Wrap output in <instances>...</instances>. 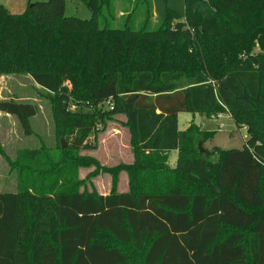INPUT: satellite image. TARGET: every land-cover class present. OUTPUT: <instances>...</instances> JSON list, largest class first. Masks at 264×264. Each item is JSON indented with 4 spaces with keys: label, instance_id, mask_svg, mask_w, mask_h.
<instances>
[{
    "label": "trees",
    "instance_id": "16d2710c",
    "mask_svg": "<svg viewBox=\"0 0 264 264\" xmlns=\"http://www.w3.org/2000/svg\"><path fill=\"white\" fill-rule=\"evenodd\" d=\"M82 1L89 20L66 17L65 0L28 2L20 14L0 4V75L31 77L52 101L59 135L77 137L74 151L93 149L89 135L122 115L136 155L131 189L98 195L51 184L49 192L0 193V264H128L124 248L140 253V264H264V26L262 52L249 53L257 39L251 20L264 0L256 11L253 0H184L183 16L167 10L154 28L149 0H126L130 12L117 28L114 0ZM53 36L85 40L72 42L70 57L59 49L55 58L44 46ZM87 39L101 48H85ZM165 45L190 48L193 59L173 71L161 55L153 70L155 47ZM240 51L246 57L232 60ZM64 81L75 90L61 87ZM68 103L82 108L66 111ZM104 103L112 109L98 108ZM0 112L32 135L36 105L9 99ZM180 113L228 115L246 125L248 137L240 149L200 152L197 142L215 132L194 123L180 131ZM39 157L38 150L18 154L19 162Z\"/></svg>",
    "mask_w": 264,
    "mask_h": 264
},
{
    "label": "rangeland",
    "instance_id": "374dc122",
    "mask_svg": "<svg viewBox=\"0 0 264 264\" xmlns=\"http://www.w3.org/2000/svg\"><path fill=\"white\" fill-rule=\"evenodd\" d=\"M48 0H0V4L13 14L24 12L27 3L46 2ZM153 8L151 27H156L158 22H162L165 18L166 11L172 10L179 15H184V0H149ZM255 10L260 8V0H253ZM113 12L115 18L112 28L122 25L125 17L130 12L128 1L114 0ZM253 11V12H254ZM64 15L66 17H76L82 20H89L91 12L82 0H65ZM142 18L134 20L135 28L140 25ZM264 26V11L258 10L256 18L251 20L249 32L252 35L257 34V39L253 38L250 45L253 47L250 54L257 55L262 52L259 44L262 28ZM83 37H57L53 36L45 41L47 52L51 53L55 58L59 53V49L65 51L67 57H70L72 50V42L80 43ZM47 41L49 43H47ZM93 45L94 49H100L98 40L87 39L84 47ZM83 47V48H84ZM82 48V49H83ZM170 48L159 46L155 47L156 57L152 69L156 66L157 58L164 55L165 68L177 71L182 68L183 64H187L188 59H193L190 48L178 47ZM70 52V53H69ZM110 53V52H108ZM104 53V57L110 63H116V70H123L121 65L125 66L119 58L113 59L112 54ZM80 56L82 54L79 53ZM243 51L237 52L231 59L242 60L246 57ZM97 63V62H96ZM230 63L225 66L228 68ZM113 66V65H112ZM110 67V66H109ZM112 68V67H110ZM225 69V67H223ZM196 71V68L189 67V73ZM61 87L70 92L75 90V85L71 81H64ZM13 99L21 103H30L38 108L37 115L30 120L32 130L31 136H25L17 122V120L7 114L0 112V193H17L21 188H34L37 192H49L51 184L62 185L60 189L71 188L79 193H90L98 195H108L111 192L126 193L131 189L132 170L130 166L134 163L135 153L131 145V133L125 126V119L122 115H113L104 125L99 126L89 135V142L94 140V148L90 150H72L74 141L77 137L74 135H59L61 132L59 127L55 125L54 111L52 101L49 96L43 92L36 84L33 83L31 77L26 73H9L0 75V101ZM68 111V109L66 110ZM70 112V111H69ZM190 123H194L203 131L215 132L212 141L197 142V146L201 143V148L212 149L218 147L221 149H240L246 141L248 135L246 125L234 124L232 118L228 115H218L207 119L199 114L180 113L178 115V129L185 130ZM62 144L68 150L72 158L62 156ZM199 147V146H198ZM24 150H38L40 157L34 162L26 160L19 162L18 154ZM177 152L171 151L167 160L169 167L174 168L176 165ZM68 182V186L64 183ZM142 184H138L140 187ZM142 186L146 187V183ZM106 240L110 243L114 241L110 237ZM128 253V264H140L141 254L124 248Z\"/></svg>",
    "mask_w": 264,
    "mask_h": 264
},
{
    "label": "built area",
    "instance_id": "2783aa9c",
    "mask_svg": "<svg viewBox=\"0 0 264 264\" xmlns=\"http://www.w3.org/2000/svg\"><path fill=\"white\" fill-rule=\"evenodd\" d=\"M67 108H68V111L70 112H77L79 111L80 108H82L79 104H76V103H68L67 104ZM98 108H102V109H112L111 107V104L110 103H104V104H101L98 106Z\"/></svg>",
    "mask_w": 264,
    "mask_h": 264
},
{
    "label": "water",
    "instance_id": "95a60500",
    "mask_svg": "<svg viewBox=\"0 0 264 264\" xmlns=\"http://www.w3.org/2000/svg\"><path fill=\"white\" fill-rule=\"evenodd\" d=\"M198 146H199V151H200V152H202V151H203V149L201 148V143H199V145H198ZM62 147H65V145H64V144H62Z\"/></svg>",
    "mask_w": 264,
    "mask_h": 264
},
{
    "label": "crops",
    "instance_id": "0c3cea01",
    "mask_svg": "<svg viewBox=\"0 0 264 264\" xmlns=\"http://www.w3.org/2000/svg\"><path fill=\"white\" fill-rule=\"evenodd\" d=\"M170 154V153H169Z\"/></svg>",
    "mask_w": 264,
    "mask_h": 264
}]
</instances>
